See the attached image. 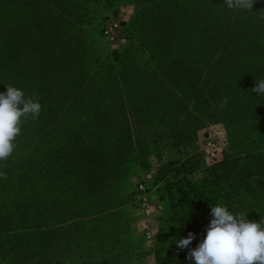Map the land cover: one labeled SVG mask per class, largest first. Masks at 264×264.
<instances>
[{"label":"trees","instance_id":"16d2710c","mask_svg":"<svg viewBox=\"0 0 264 264\" xmlns=\"http://www.w3.org/2000/svg\"><path fill=\"white\" fill-rule=\"evenodd\" d=\"M120 1L0 0V93L10 85L42 105L0 162V264H132L126 187L132 163L150 166L138 126L165 127L175 147L195 120L229 131L228 151L200 181L185 161L159 166L151 185L163 184L169 215L159 228L170 241L155 264H194L187 256L206 236L210 207L264 221V96L251 91L264 79V0L251 11L131 0L126 49L100 61L82 25ZM243 197L257 205L248 211Z\"/></svg>","mask_w":264,"mask_h":264},{"label":"rangeland","instance_id":"374dc122","mask_svg":"<svg viewBox=\"0 0 264 264\" xmlns=\"http://www.w3.org/2000/svg\"><path fill=\"white\" fill-rule=\"evenodd\" d=\"M14 12L15 9H13V6L11 5L7 12L9 27H11L14 19ZM111 13H113V17L120 18L130 23L135 13V6L131 0H121L111 8H97L95 14L90 18L89 24L82 25L84 29L89 31L90 37L92 38L91 42L94 54L99 57L100 61L105 62L112 61L116 53L123 51L126 49L125 47H127L110 46L100 38L97 23ZM22 58H24V61H26V59L30 61V57ZM190 127L191 128L187 129L185 132L189 137L187 140L186 138H177L179 140L176 141L181 142L179 147H175V143H173L174 141L170 138L168 130L161 125L150 127L138 126L137 128V131H139L142 137L140 138L143 139L147 145V158L150 166L143 169L137 166V164L132 163V177L129 179L126 187L128 193H134L127 212L132 219L131 237L134 240L135 250L139 253V255L133 259L132 264H144L146 263V258L148 256H151L154 259L155 249L159 246L167 245L170 241L168 232L164 229L160 231L159 228L162 220L169 215L168 205L163 191V184L162 182L154 181L151 185L153 177L154 180L156 179L159 166L171 161L179 163L185 161L190 166L187 175L188 179L191 181H200L204 177H207L210 169L216 166L217 163L222 160L224 153L228 151L229 131L223 123L211 122L207 119H199L191 123ZM209 137H214L217 143L215 150L216 156L213 159L208 157L207 151L204 147L205 140ZM136 182L147 183V192L151 195L153 201L159 206L157 220L159 230L153 241L145 239L142 233L139 232V223L145 218L137 203L139 193L136 188ZM240 203H242V206H245L248 203L249 207L248 205L245 206L248 211L257 205L254 199L252 200L251 198L246 197H243L240 200Z\"/></svg>","mask_w":264,"mask_h":264},{"label":"clouds","instance_id":"9594fccd","mask_svg":"<svg viewBox=\"0 0 264 264\" xmlns=\"http://www.w3.org/2000/svg\"><path fill=\"white\" fill-rule=\"evenodd\" d=\"M254 0H223L229 9L251 11ZM257 97L264 96V79L256 81L251 90ZM227 103L225 99L222 106ZM42 105L27 97L23 90L7 86L0 93V162H6L16 148L22 124L29 118L38 119ZM0 177L7 178L5 172ZM211 219L206 236L187 259L194 264H264V221H249L241 214H232L222 205L210 207ZM190 232L186 239H178L176 246L183 250L194 239Z\"/></svg>","mask_w":264,"mask_h":264},{"label":"built area","instance_id":"2783aa9c","mask_svg":"<svg viewBox=\"0 0 264 264\" xmlns=\"http://www.w3.org/2000/svg\"><path fill=\"white\" fill-rule=\"evenodd\" d=\"M127 21L110 16L100 25V38L110 46H122L127 43V35L124 30V23ZM217 143L214 137L205 140L204 147L210 159L215 158ZM147 183L136 182V188L139 193L138 206L144 215V220L139 223V232L149 241L156 237L158 225L159 206L153 201L151 195L147 192ZM155 264V263H153Z\"/></svg>","mask_w":264,"mask_h":264},{"label":"crops","instance_id":"0c3cea01","mask_svg":"<svg viewBox=\"0 0 264 264\" xmlns=\"http://www.w3.org/2000/svg\"><path fill=\"white\" fill-rule=\"evenodd\" d=\"M153 263H154V259H153V257L148 256V257L146 258V263H144V264H153Z\"/></svg>","mask_w":264,"mask_h":264}]
</instances>
